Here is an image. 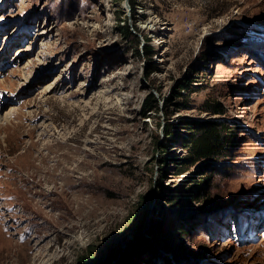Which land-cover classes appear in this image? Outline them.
<instances>
[{
    "label": "rangeland",
    "instance_id": "obj_1",
    "mask_svg": "<svg viewBox=\"0 0 264 264\" xmlns=\"http://www.w3.org/2000/svg\"><path fill=\"white\" fill-rule=\"evenodd\" d=\"M149 92L160 108L145 117ZM216 101L225 113L205 109ZM10 109L20 126L6 140L0 131V264L11 243L19 264L41 248L54 254L46 264H80L92 247L105 264L107 245L112 264H147L138 238L157 248L152 264H264V0H0V115ZM204 117L233 122L235 147L216 167L174 173L170 158L185 150L165 122L184 131L183 120ZM47 141L50 172L38 156ZM70 177L89 183L66 188ZM194 185L210 212L203 199L168 203ZM170 222L188 228L167 238L190 257L155 245Z\"/></svg>",
    "mask_w": 264,
    "mask_h": 264
},
{
    "label": "trees",
    "instance_id": "obj_2",
    "mask_svg": "<svg viewBox=\"0 0 264 264\" xmlns=\"http://www.w3.org/2000/svg\"><path fill=\"white\" fill-rule=\"evenodd\" d=\"M122 28L126 29V31L132 35L136 39V51L137 53H143L144 56L151 57L153 55V50L151 46L146 44L144 47L140 48V41L136 34H134L129 26V24H122ZM149 67L147 72H152L156 70V67L152 63H148ZM206 105V106H205ZM205 109L209 110L213 114H223L226 110L223 108L219 101L216 102H205ZM160 108V103L154 92H149L144 100V104L142 107V115L146 117L148 112L152 110H157ZM173 122L167 120L164 124V133L165 135H171L177 137V141L185 150V153L182 155L172 156L170 159L174 162V173L182 174L189 169H191L196 164L200 163V170L206 169L210 166L216 167L220 162L225 159L235 147V124L228 121L226 118H217V117H204V118H186L181 122V127L184 128V131H178L172 125ZM164 161V160H162ZM193 176V175H192ZM205 177V176H203ZM204 179H207L205 177ZM198 179L197 177H193L190 181V184H196ZM164 184L159 182V186L163 187ZM197 187L190 188H182L173 193H168L166 195L167 201L170 204L179 205L186 201H198L200 202L203 199V203L199 206L201 212L211 211L214 206H212L207 200L204 201L203 196L208 194L204 186L194 185ZM172 224V225H171ZM176 227L179 231L186 234L188 228H184L185 226L178 225L176 222H170V224L164 228L158 227L153 232V237L155 240V245L166 251L169 249L170 253H172L175 257H190L193 252L191 250H187L181 247L180 243L172 242L171 238H167L170 230ZM141 237V236H140ZM134 247L138 254L141 252H147L145 258H141L140 261H146L147 264H152V258L155 256H159L157 252V248L154 244H149L147 240L142 238H138L134 242ZM95 248H90L89 251L80 256L79 263L80 264H94L97 259V251H93ZM106 252V253H105ZM104 253L110 254L111 256H116L117 251L112 248H109L107 245L104 249ZM102 252V255L105 256ZM160 256L163 258L165 263H168L166 256ZM121 257V256H120ZM126 259V258H125ZM124 262H127L130 257Z\"/></svg>",
    "mask_w": 264,
    "mask_h": 264
},
{
    "label": "bare ground",
    "instance_id": "obj_3",
    "mask_svg": "<svg viewBox=\"0 0 264 264\" xmlns=\"http://www.w3.org/2000/svg\"><path fill=\"white\" fill-rule=\"evenodd\" d=\"M140 22H141V25H142V27H144V28H151L152 26H153V18H150V19H143V20H140ZM12 109H10L9 111H7L6 112V114L4 113V115H3V117L0 115V131H5V134H2L1 136L3 137L2 139H4V140H6V136L8 135L7 134V131H6V129L9 127V126H11V125H13V127H15V128H18L19 126H20V122H14V121H12L11 120V118H13L12 116H13V114L15 113L14 111H11ZM14 112V113H13ZM14 123V124H13ZM44 132H42V134H43ZM52 134H54V133H52L51 131H50V135H52ZM7 138H8V136H7ZM46 141V140H45ZM50 141V140H49ZM49 141H47V142H44V146L42 145V148H47L48 147V149H49V151L46 153H42L41 151H40V154H38V156L40 155V164L41 165H44L43 167H46V169L50 172V171H55L56 170V167H53V165H47L45 162H47V160H48V157H49V155H50V152L52 151V148L55 146V143L54 142H49ZM29 142V141H28ZM37 144V143H36ZM35 144V142L34 141H31L29 144H28V147H27V149L25 150V152L26 153H30L31 151V148H32V146H35L36 145ZM30 149V150H29ZM71 153V152H70ZM70 153H69V155H70ZM31 154V153H30ZM65 155V154H64ZM63 155V156H64ZM74 155V154H73ZM28 156V155H27ZM62 156V157H63ZM61 157V156H60ZM65 157V156H64ZM63 157V158H64ZM25 158V157H24ZM50 158V157H49ZM58 159H60V158H58ZM65 159V158H64ZM32 161V160H31ZM59 161V160H58ZM57 161V162H58ZM62 161V160H61ZM69 161V160H68ZM60 162V161H59ZM63 162V161H62ZM73 163V162H72ZM39 164V163H38ZM59 164V163H58ZM70 164V163H69ZM83 164V163H82ZM31 165V164H30ZM29 165V166H30ZM59 166V165H58ZM57 166V167H58ZM80 166V165H79ZM84 166V165H83ZM39 167V166H38ZM67 165H66V167H64L63 169L65 170V168L67 169ZM72 167V166H71ZM70 168V167H69ZM75 168V167H74ZM38 171V170H37ZM42 171V170H41ZM45 172V171H44ZM48 172V173H49ZM63 172V171H62ZM57 173V172H56ZM45 174H46V172H45ZM50 174V173H49ZM57 174H59V173H57ZM67 174V173H66ZM71 174V173H70ZM51 175V174H50ZM85 175V174H84ZM70 176V175H69ZM68 176V177H69ZM88 176V175H87ZM66 177V176H65ZM67 177V178H68ZM82 177H85V176H82ZM46 178V177H45ZM63 179V178H62ZM65 179V178H64ZM74 178H71L70 177V179H67L64 183H63V185H66L67 187L66 188H75V187H82V189H84V185L86 184V183H89L87 180H85L86 178H81L78 182L77 181H75V180H73ZM82 189H79V190H82ZM51 190V189H50ZM67 190V189H66ZM48 192V191H47ZM81 192V191H80ZM69 199H71V198H69ZM59 201H61V200H59ZM80 202V201H79ZM61 203V202H60ZM69 203H70V201L67 199V201H66V203H64L63 202V206L65 207V206H67V208L69 209L70 208V206H69ZM84 203H86L85 201H84ZM89 205V204H88ZM61 206H62V204H61ZM68 209H67V211H65V214L66 213H68L69 211H68ZM70 210V209H69ZM85 210H87V209H85ZM96 211V210H95ZM61 213V212H60ZM88 214V213H87ZM61 215V214H60ZM59 215V216H60ZM89 215V214H88ZM64 216V215H63ZM86 221V220H85ZM74 223V222H73ZM77 223V222H76ZM88 223V222H87ZM82 224V223H81ZM75 225V224H74ZM86 226V225H85ZM2 232V231H1ZM63 232V231H62ZM2 234H3V232H2ZM9 235V234H8ZM0 236H2L1 234H0ZM5 236V235H4ZM8 237H10L11 238V236H8ZM10 238H8V239H10ZM13 239V238H12ZM10 242H12V241H10ZM1 244V243H0ZM18 244V243H17ZM23 244V243H22ZM10 245V244H9ZM6 246V245H5ZM16 245L14 244V243H11V245H10V250H9V253L7 254V259L5 260V262L4 263H1V264H19L18 262H17V259H15L14 258V256H13V254L15 253L14 251L15 250H17L16 248L17 247H15ZM23 246V245H22ZM26 246V245H25ZM5 248V247H4ZM21 248V247H20ZM39 249V248H38ZM49 249H50V247H49ZM3 250V249H2ZM20 250V249H19ZM41 250H43L42 248L38 251L37 250V252H35L34 254H33V256H34V259H35V262L33 261V262H29V263H27V264H46L45 263V261L43 260V258L44 257H46V256H48V260L50 259H54V254H50L48 251H46V250H44V251H41ZM1 251V250H0ZM41 251V252H40ZM15 255V254H14ZM27 255H29V254H27ZM5 257V256H4ZM16 257V256H15ZM1 260V259H0ZM37 260H38V262H37Z\"/></svg>",
    "mask_w": 264,
    "mask_h": 264
},
{
    "label": "water",
    "instance_id": "obj_4",
    "mask_svg": "<svg viewBox=\"0 0 264 264\" xmlns=\"http://www.w3.org/2000/svg\"><path fill=\"white\" fill-rule=\"evenodd\" d=\"M125 2L127 3V5L129 6V0H125ZM120 254H121V252H120ZM117 255L118 254H116V256H113L114 258H111V259H109L107 262H105V264H112V259H114L115 260V258H117ZM121 256V255H120ZM120 256H119V258H120Z\"/></svg>",
    "mask_w": 264,
    "mask_h": 264
}]
</instances>
